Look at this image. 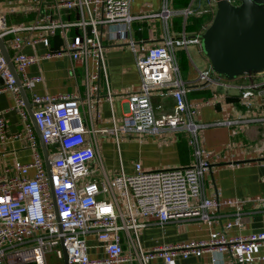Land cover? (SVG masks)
Listing matches in <instances>:
<instances>
[{
  "label": "built area",
  "instance_id": "built-area-1",
  "mask_svg": "<svg viewBox=\"0 0 264 264\" xmlns=\"http://www.w3.org/2000/svg\"><path fill=\"white\" fill-rule=\"evenodd\" d=\"M132 1L55 0L57 9L64 7L69 11H78L79 17L74 21H65L49 13L39 14L30 25L12 26L6 15L0 13V38L5 42L24 88H32L41 80L39 76L28 74V67L40 58L25 53V48L38 43L50 46L51 35L59 28L64 29L65 50H56L46 56L67 51L79 63H86L92 58L99 62L104 75L105 42L127 41L135 55L141 84L138 91L129 97L127 120L115 125L111 131L119 141L121 134L145 136L157 135L168 128L188 130L191 133L189 143L193 149V161L183 167L161 170H146L138 162L132 173L122 169L112 179L99 181L97 169L90 165L96 156L95 148L85 143L84 134L89 130L83 122L80 95H34V117L45 144L53 148V152H49L51 176L44 155L38 149V135L28 122L24 130L13 137L18 139L26 134L33 149L32 161L18 164L16 176H0V264H47V254L50 252L63 259V247L70 264H123L131 261V257L125 254L123 237L131 232L137 236V229L147 225L141 219H156L160 224L190 216L209 220L210 209L221 204L235 208L234 220L229 221L223 231L213 232L207 240L158 246L151 251L141 249L139 256L142 263L149 264L156 257L169 263L175 257H200L205 252H211L214 262L218 254L229 253L234 259L231 264H258L251 253L256 247L264 248V231L229 236L226 230L234 226L243 227L246 204L264 208V196L227 199L223 203L215 198H202L201 202H194L196 197L203 194L204 177L210 168V161L199 144L198 132L203 124L195 121L197 108L187 100L191 85L180 74L176 51H189L191 45H202V34L207 27L189 35L185 29L176 34L172 25L176 16L186 19L208 9L199 12L191 6L192 3L188 7L175 8L173 0H163L161 10L150 14L161 17L164 22L163 41L147 47L138 43L133 35V21L144 16L132 13ZM217 1L210 0V3L217 4ZM40 3V0H33L26 10H33ZM43 28L49 29L50 33L37 36L24 34L25 31ZM72 28L76 30L72 32ZM214 73L211 66L199 69V83L214 81ZM98 77L99 74L93 75V78ZM0 79L3 80L0 92H13L16 107L22 118L26 119V102L1 46ZM260 87L261 84L245 87L241 94L243 100L248 102ZM92 89L97 90L98 86L93 84ZM154 95L162 100L173 97V108L164 111L163 103L155 107ZM108 97H112L110 92ZM249 121L256 122L259 118ZM0 132L6 134V121L1 112ZM30 168L35 169L32 177L28 176ZM89 234L96 235L106 256L90 257ZM10 258L13 262H10Z\"/></svg>",
  "mask_w": 264,
  "mask_h": 264
},
{
  "label": "crops",
  "instance_id": "crops-1",
  "mask_svg": "<svg viewBox=\"0 0 264 264\" xmlns=\"http://www.w3.org/2000/svg\"><path fill=\"white\" fill-rule=\"evenodd\" d=\"M32 1L0 0V13L6 15L8 23L12 26L30 25L39 14L50 13L65 21H74L79 17L77 10L69 11L64 7L57 9L54 5L55 0H40L39 6L33 10H26V6ZM162 1H132V13L144 16L133 21V35L138 43H143L147 47L161 43L165 35L162 18L150 16L161 10ZM190 4L199 12L205 9L208 11L190 15L186 19L184 16L174 17L172 29L176 34L183 32L184 29L189 35L202 31L211 24L207 19H213L217 12V4L210 3V0H173L175 8L188 7ZM202 15L205 17L204 23L198 28H192L189 19ZM75 30L76 28H72V32ZM41 33L49 34L50 30L43 28L24 32L31 36ZM63 33L64 29L59 28L52 34L50 46L38 43L27 46L24 50L25 53L40 58L37 63L28 67V74L41 77L32 88H25L30 102L25 104L28 113L26 119L22 118L16 107L13 92L10 90L0 92V112L6 121V134L0 132V176H16L18 164H28L32 161L33 149L26 134L18 139L13 137L14 134L23 131L28 122L38 135V149L44 155L37 127L29 111L34 112L36 108L33 103L34 95L45 94L80 95L83 122L89 130L84 134L85 143L92 144L95 148L96 156L90 165L97 169L99 181L112 179L122 169L132 173L138 162L146 170L189 165L194 155L189 143L191 133L188 130L168 128L157 135L145 136L121 134L119 141L111 131L115 125L123 124L127 120L129 97L141 84L135 55L128 43L105 42L104 75L99 62L92 58L86 63H79L74 61L67 51L46 56L47 53L56 50H65ZM176 58L182 78L191 85L187 100L197 108L195 121L203 124L198 132L199 144L205 151L204 156L210 161V168L204 177L203 194L196 197L194 202L199 203L202 198H215L223 203L227 199L264 196V73H256V76L241 75L232 80L214 73V81L199 83V69L211 66L202 46L191 45L189 51L177 49ZM94 74H99V77L93 78ZM93 84L98 86L97 90L92 89ZM254 84H261L259 91L248 99V102L244 101L242 91ZM109 92L112 95L111 99L108 97ZM162 103L164 111H170L174 99L167 97L162 100L157 95L153 96L155 107ZM157 111L160 112L158 109ZM252 118H259V121L250 122ZM47 148L48 152H53L52 147ZM34 174L35 169L30 168L28 176L32 177ZM209 212L211 215L209 220H204L200 216H190L160 224L156 219H141V222L147 225L137 229L138 235L135 236L131 232L133 235L125 234L123 237L125 254L131 257V261L123 264H143L139 256L141 249L151 251L158 246L207 240L213 232L223 231L226 224L235 218V208L229 205L221 204ZM242 219L243 227L234 226L226 230L227 235H247L264 231V208L251 203L246 204ZM87 241L91 258L106 256L95 234H89ZM251 254L257 258L258 264H264L263 247H256ZM212 258L211 252H205L200 257L194 255L188 258L175 257L169 263L161 257H156L149 264H231L234 260L229 253L218 254L216 262ZM10 262H13L11 258Z\"/></svg>",
  "mask_w": 264,
  "mask_h": 264
},
{
  "label": "water",
  "instance_id": "water-1",
  "mask_svg": "<svg viewBox=\"0 0 264 264\" xmlns=\"http://www.w3.org/2000/svg\"><path fill=\"white\" fill-rule=\"evenodd\" d=\"M0 46L14 73L24 101L30 104L9 51L1 38ZM201 46L210 59L212 70L228 79L232 80L252 72L264 73V0H218L214 19L202 34ZM29 112L37 127L47 171L51 176L52 166L47 145L33 111ZM52 194L55 210L58 213L53 187ZM63 249L64 263L70 264L68 253L64 247Z\"/></svg>",
  "mask_w": 264,
  "mask_h": 264
},
{
  "label": "rangeland",
  "instance_id": "rangeland-1",
  "mask_svg": "<svg viewBox=\"0 0 264 264\" xmlns=\"http://www.w3.org/2000/svg\"><path fill=\"white\" fill-rule=\"evenodd\" d=\"M214 19V18H213ZM213 19H207L208 21H213ZM127 42V41H126ZM193 55V54H192ZM205 67V66H204ZM202 69H204L202 67ZM252 75H255L256 76V73L255 72H252L250 73ZM249 74V75H250ZM138 91V90H137ZM47 264H64V261L63 260H60L53 252H50L47 254Z\"/></svg>",
  "mask_w": 264,
  "mask_h": 264
},
{
  "label": "trees",
  "instance_id": "trees-1",
  "mask_svg": "<svg viewBox=\"0 0 264 264\" xmlns=\"http://www.w3.org/2000/svg\"><path fill=\"white\" fill-rule=\"evenodd\" d=\"M182 7V6H179ZM185 7V6H183ZM189 19V18H188ZM180 19H178L177 21L179 22ZM205 17L202 16H193L191 19H189V21H191L190 25L192 28H198L200 27L203 23H204ZM188 21V20H187Z\"/></svg>",
  "mask_w": 264,
  "mask_h": 264
}]
</instances>
